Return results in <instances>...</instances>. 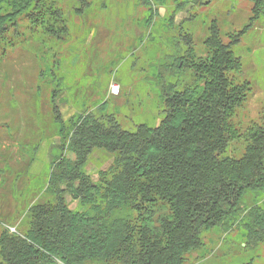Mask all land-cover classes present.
<instances>
[{"label": "trees", "instance_id": "1", "mask_svg": "<svg viewBox=\"0 0 264 264\" xmlns=\"http://www.w3.org/2000/svg\"><path fill=\"white\" fill-rule=\"evenodd\" d=\"M251 1L241 30L225 32L214 20L199 50L176 17L203 0H183L166 18L144 0L141 52L158 55L154 46L161 38L153 31L160 22L172 44L157 67L164 108L155 125L126 128L108 101L65 120L57 105L64 89L60 79L54 82L61 155L42 188L46 200L30 204L19 226L1 233L0 264H185L204 249L206 233L239 228L247 247L264 243V111L259 122L243 127L254 87L232 52L264 21V0ZM88 8L89 0H0L2 54L22 43L23 29L43 45L65 42L71 16H84ZM46 76L42 70L40 78ZM96 151L112 161L94 177L87 166Z\"/></svg>", "mask_w": 264, "mask_h": 264}, {"label": "rangeland", "instance_id": "2", "mask_svg": "<svg viewBox=\"0 0 264 264\" xmlns=\"http://www.w3.org/2000/svg\"><path fill=\"white\" fill-rule=\"evenodd\" d=\"M151 1L159 16L166 18L183 0ZM89 2L84 16H71V36L65 42L43 45L29 38L30 33L23 29L20 45L6 54L0 50V219L12 217L8 225L13 228H17L16 223L33 200H46L42 188L53 162L61 155L58 143L52 141L57 129L51 95L57 79L64 89L57 105L65 120L107 101L119 112L126 128L134 129L137 123L155 125L161 120L164 106L158 99L157 67L166 57L161 51L172 47L167 44L170 32L167 34L156 18L155 22L160 23L153 33L161 38L154 46L158 55H143L138 46L146 31L148 8L144 0ZM206 2L176 17V24L194 35L199 50L204 49L203 42L214 20L225 32L241 30L253 6L251 0H211L207 6ZM70 10L68 5V15ZM191 14L195 18L191 19ZM232 52L241 57L244 79L254 87L242 118L246 128L259 122L264 111V21L245 34ZM42 70L47 73L46 80L40 78ZM115 85L120 88L118 95L111 92ZM34 149L38 150L36 154ZM111 161L110 155L96 151L87 171L95 177ZM245 233L240 228L228 234L206 233L204 249L187 256L185 264H263L264 243L257 248L247 247Z\"/></svg>", "mask_w": 264, "mask_h": 264}, {"label": "crops", "instance_id": "3", "mask_svg": "<svg viewBox=\"0 0 264 264\" xmlns=\"http://www.w3.org/2000/svg\"><path fill=\"white\" fill-rule=\"evenodd\" d=\"M54 139H55V141L54 140H52L55 144H56V142L58 143V145L60 146V144H61V139H60V137L56 134V135H54ZM72 157V156H71ZM37 201V200H36ZM33 202H35L34 200L32 201V203ZM25 206V205H24ZM70 207L72 208V209H75V208H77V202H72L71 204H70ZM19 209H22L23 207H18ZM10 219H12V217L11 218H6L5 217V219L3 218V219H0V229H1V232H0V235H1V233L3 232V230L5 229V228H11V230H13L14 228H13V226H9L8 224L10 223ZM8 222V223H7ZM20 222H21V220L19 221V222H17L16 223V226H19L20 225Z\"/></svg>", "mask_w": 264, "mask_h": 264}, {"label": "built area", "instance_id": "4", "mask_svg": "<svg viewBox=\"0 0 264 264\" xmlns=\"http://www.w3.org/2000/svg\"><path fill=\"white\" fill-rule=\"evenodd\" d=\"M119 91H120V88H119L118 85L112 86V88H111L112 94L118 95L119 94Z\"/></svg>", "mask_w": 264, "mask_h": 264}]
</instances>
